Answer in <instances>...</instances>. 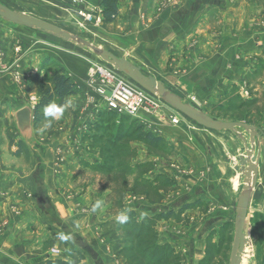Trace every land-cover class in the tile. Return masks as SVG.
Instances as JSON below:
<instances>
[{
  "label": "crops",
  "instance_id": "obj_1",
  "mask_svg": "<svg viewBox=\"0 0 264 264\" xmlns=\"http://www.w3.org/2000/svg\"><path fill=\"white\" fill-rule=\"evenodd\" d=\"M41 1L67 17L62 29L81 30L86 39L99 36L103 49L126 58L183 100L194 94L199 100L213 102L238 94L250 104L243 108L247 109L244 122L260 131L254 151V155L259 153L257 182L251 201L252 205L255 199L258 211H248L245 256L250 264H264V0H117L113 21L94 30L74 14L68 0ZM102 1L83 3L88 9L102 10ZM7 28L0 25L3 66L10 65L13 57L24 81L33 60L38 58L40 65L49 59L50 64L65 69L79 91L69 101L80 102L89 111L101 109L102 99L87 81L93 63L90 55L58 39L46 41L47 48L39 49L40 55L32 54L38 46L32 42L18 47L20 53L14 55ZM14 73L0 71V264H44L55 258L69 264H115L120 244L113 235L114 221L103 216L106 209L102 203L93 211L96 203L92 201H99L94 192L83 195L70 188L69 165L66 173L53 172L52 162L43 154L51 155L57 146L38 143L35 150L26 146L27 152L17 154V144L12 148L5 143V124L10 118L4 104L19 101L13 95L19 88ZM87 118L95 117L89 114ZM79 124L73 132L77 140L86 129ZM156 124V136L167 141L183 161L157 166L179 184L175 200L182 205L204 201L206 211H224V217L230 216L242 186L240 173L235 171L243 149L240 138L230 131L203 128L190 119L177 127ZM70 148L68 144L58 150ZM28 153L33 155L29 162L25 161ZM216 221L224 222L220 217ZM208 225H215L214 218ZM204 236L198 235V241L203 243ZM193 242L189 240V255L199 252L200 256L203 247Z\"/></svg>",
  "mask_w": 264,
  "mask_h": 264
},
{
  "label": "rangeland",
  "instance_id": "obj_2",
  "mask_svg": "<svg viewBox=\"0 0 264 264\" xmlns=\"http://www.w3.org/2000/svg\"><path fill=\"white\" fill-rule=\"evenodd\" d=\"M48 1L52 2V0ZM62 2L65 1L62 0ZM0 3L11 10L25 13L55 26H60V28L65 26L62 22L67 17L41 0H0ZM70 6L74 11L76 10L72 5ZM74 14L86 25H90L89 27H92L93 30L95 28L104 29V26L101 27L104 20L101 25H95L84 21L77 15L76 11ZM0 25L9 27L6 30V34L12 37L14 55L20 53L18 47L25 45V42H32L34 45L38 43V46L33 48L32 54H39V49L43 48L45 51L47 48L46 41H55L54 39H57L36 30L5 23L2 20H0ZM71 33L92 42L98 47L104 48L97 35L96 37L94 36L95 38L86 39L84 38L85 34H81V30ZM66 43H69L74 49H78L77 51L90 55L93 63L101 64L105 68L115 71L89 50L80 49L70 42ZM22 51L24 50L22 49ZM14 60L12 57L11 66H3L5 63L2 62V51L0 50V71L14 70V79L19 87L15 90L16 92H13V95H16L19 101L6 102L4 104L5 111L8 112L7 115L10 118L6 120L5 124V143L12 148L22 141L16 130L14 112L25 105L31 106L34 110L38 102L37 94L34 91H27L32 77L38 73L39 79L44 81L49 73L54 70L53 66L42 68L38 64L37 58V60L31 62L32 71H28L29 75L23 81L20 73L16 71L18 65ZM87 81L93 87L88 75ZM232 96L233 98L226 96L211 102L208 99L199 100L193 94L185 97L184 100L206 114L212 115L216 120L245 123L244 118L247 109L243 108L249 107L250 104L247 101L243 102L238 94H233ZM197 101L201 103H197ZM66 103H68V107L59 119L51 120V123H49L51 118L46 117L45 120L36 124L33 122L35 141L36 144L41 143L49 146L53 144L57 146L54 147L51 155L48 152L43 154L46 160L52 162L53 172L56 174L60 171H65L66 173V168L69 165L70 170L68 172L72 181L70 188L74 189L76 193L83 195L91 191L94 192L99 201H92V204L102 203L106 209L103 211V216L113 219L112 221H114L113 223L116 227L113 235L120 244L115 264H128V260L125 257L126 254H123L124 245L121 242V239L126 237V233L118 225L116 217V212L121 209L134 211L139 220L146 216L152 217L161 213L167 214L171 212L167 219L161 220L156 225L155 231L160 245L166 244L179 254L181 258L179 264L229 263L234 236L235 211H232L230 216L224 217L221 214L224 211H206L207 204L204 201H196L192 208L182 209L185 205H182L180 201L174 198L179 184L169 174L159 171L157 166H160L161 163L178 165L183 161L167 141L163 140L159 149L153 150L147 147L144 141L139 138L140 135L147 131L157 135L156 123L163 122L172 127H177L183 123L184 119L188 118L155 96L152 97L151 103L147 104L136 116L109 110L103 99L100 101L101 109L98 112H95V110L89 111L82 103L69 101V98ZM89 114H93L95 118L92 120L87 118L85 120V117ZM173 119H177V123H174ZM249 120L251 122V119ZM2 122L0 121V123ZM77 123H80L78 127H84V125L86 127L85 130L83 129L84 132L79 135V140L73 137ZM243 133L245 134L244 131ZM68 144L71 145L69 151L58 150L61 146H67ZM26 159L25 161L29 162L33 159V155L28 153ZM22 165L26 166L27 164L23 161ZM139 165H142V167H138ZM133 189L136 194L132 191ZM256 205L254 199L253 204L251 205L250 203L249 214L250 211H258ZM219 217L220 221L223 220L224 222L218 224L216 220ZM213 218L215 225L209 226L208 224ZM249 224L248 220V238ZM200 234H205L203 243L198 241L197 237ZM190 239L195 240L199 247H203V253L200 256L199 252L197 255H189ZM241 261H243V264H250L246 256Z\"/></svg>",
  "mask_w": 264,
  "mask_h": 264
},
{
  "label": "water",
  "instance_id": "obj_3",
  "mask_svg": "<svg viewBox=\"0 0 264 264\" xmlns=\"http://www.w3.org/2000/svg\"><path fill=\"white\" fill-rule=\"evenodd\" d=\"M0 20L5 23L25 27L48 34L65 42H70L80 49H87L97 56L102 62L110 65L116 72L122 74L135 85L152 96L159 98L169 107L190 119L197 125L213 131H230L235 133L243 143L241 155L238 158V165L235 171L240 173L242 186L237 198L234 216V236L228 264H240L248 241V210L253 197L254 188L257 182L258 156L254 155L255 145L260 131L255 127L234 121H220L212 118L205 112L183 100L180 96L168 90L160 81L153 76L145 75L140 67L133 65L124 57H117L110 51L94 45L76 34L66 31L58 26L29 16L25 13L11 10L0 3ZM16 130L23 143L30 149L35 150L37 144L33 129V108L25 105L14 112ZM243 130L248 136L246 140L240 132Z\"/></svg>",
  "mask_w": 264,
  "mask_h": 264
},
{
  "label": "trees",
  "instance_id": "obj_4",
  "mask_svg": "<svg viewBox=\"0 0 264 264\" xmlns=\"http://www.w3.org/2000/svg\"><path fill=\"white\" fill-rule=\"evenodd\" d=\"M117 0H103L101 3L104 22L110 23L117 15ZM49 59L41 62L40 66H53L54 70L49 73L48 77L41 81L37 73L31 79L27 91H34L38 96V102L34 107L33 114L34 124L45 120L44 108L56 101L58 106L66 103V100L79 93L76 85L73 83L64 68ZM50 64V65H49ZM233 98V97H232ZM213 118L212 115L208 114ZM144 141L147 147L158 150L163 139L147 131L139 137ZM17 154L27 152L26 145L20 141L18 144ZM138 167H142L139 165ZM157 181V180H156ZM155 181V182H156ZM174 184V183H172ZM133 192L134 189L132 190ZM193 204H187L182 209L192 208ZM171 215L158 214L152 217H144L139 220L132 210L121 209L116 212L118 225L126 233V237L121 239L123 254H126L128 264H179L181 258L179 254L172 250L168 245H160L155 231L156 225L163 219ZM135 262V263H134ZM44 264H69L67 261L55 258L48 259ZM203 264V263H201Z\"/></svg>",
  "mask_w": 264,
  "mask_h": 264
},
{
  "label": "built area",
  "instance_id": "obj_5",
  "mask_svg": "<svg viewBox=\"0 0 264 264\" xmlns=\"http://www.w3.org/2000/svg\"><path fill=\"white\" fill-rule=\"evenodd\" d=\"M76 13L84 21L101 25L104 18L101 9H88L83 0H68ZM88 78L97 95H99L109 110L136 116L147 104L151 103L152 95L135 85L122 74H119L101 64L92 63ZM195 101V100H194ZM177 119H173L177 123ZM52 251V254H56Z\"/></svg>",
  "mask_w": 264,
  "mask_h": 264
},
{
  "label": "clouds",
  "instance_id": "obj_6",
  "mask_svg": "<svg viewBox=\"0 0 264 264\" xmlns=\"http://www.w3.org/2000/svg\"><path fill=\"white\" fill-rule=\"evenodd\" d=\"M67 107H68V103H65L62 106H58L56 103H51L44 108V116L47 118H51L49 120V123H51V120L59 119ZM98 207H99V202H97L93 206V211H95L96 208H98Z\"/></svg>",
  "mask_w": 264,
  "mask_h": 264
},
{
  "label": "bare ground",
  "instance_id": "obj_7",
  "mask_svg": "<svg viewBox=\"0 0 264 264\" xmlns=\"http://www.w3.org/2000/svg\"><path fill=\"white\" fill-rule=\"evenodd\" d=\"M244 256H245V255H244ZM244 256H243V257H244ZM243 257H242V258H243Z\"/></svg>",
  "mask_w": 264,
  "mask_h": 264
}]
</instances>
